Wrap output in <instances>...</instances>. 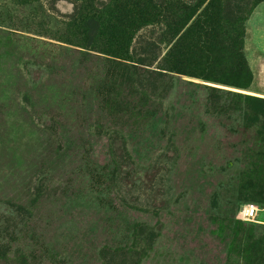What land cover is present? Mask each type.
<instances>
[{
    "label": "rangeland",
    "instance_id": "1",
    "mask_svg": "<svg viewBox=\"0 0 264 264\" xmlns=\"http://www.w3.org/2000/svg\"><path fill=\"white\" fill-rule=\"evenodd\" d=\"M194 1L154 0L165 15L129 67L42 35L41 12L0 17V264H264V0H222L207 72L236 79L242 24L248 89L170 70ZM41 2L62 22L76 10Z\"/></svg>",
    "mask_w": 264,
    "mask_h": 264
},
{
    "label": "trees",
    "instance_id": "2",
    "mask_svg": "<svg viewBox=\"0 0 264 264\" xmlns=\"http://www.w3.org/2000/svg\"><path fill=\"white\" fill-rule=\"evenodd\" d=\"M14 1L20 9L7 8V14L0 12V17L2 15L13 17L12 12L27 9L29 10L27 18L39 17L40 19L41 12L42 18H45V27H41L42 31H39L42 35L74 46L84 52L106 56L124 67H129L130 63L136 62L131 50L136 33L146 26L157 23L165 15V10L154 0H110L109 2L74 0L76 10L68 16V20L62 22L44 10L42 0ZM194 2L190 5L184 4L179 18L173 19L175 42L165 56L170 70L188 77L248 89L252 81V72L243 51L244 29L242 24L234 30L239 37V50L241 51L239 63L234 68L236 79L226 81L208 76L207 72L217 60L218 39L222 30V0H195ZM240 17L236 14L234 21L238 22V19H242ZM41 23H38L39 26H43ZM5 26L12 25L5 23ZM205 87L214 92L246 96L244 93H232L234 91H227L216 86L205 85ZM260 195L259 200L263 203L264 190Z\"/></svg>",
    "mask_w": 264,
    "mask_h": 264
},
{
    "label": "built area",
    "instance_id": "3",
    "mask_svg": "<svg viewBox=\"0 0 264 264\" xmlns=\"http://www.w3.org/2000/svg\"><path fill=\"white\" fill-rule=\"evenodd\" d=\"M259 207L255 204L246 205L243 210H241V214L244 219H255L259 214Z\"/></svg>",
    "mask_w": 264,
    "mask_h": 264
}]
</instances>
